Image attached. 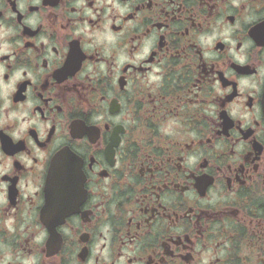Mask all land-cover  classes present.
Here are the masks:
<instances>
[{"label": "flooded vegetation", "instance_id": "1", "mask_svg": "<svg viewBox=\"0 0 264 264\" xmlns=\"http://www.w3.org/2000/svg\"><path fill=\"white\" fill-rule=\"evenodd\" d=\"M0 264H264V0H0Z\"/></svg>", "mask_w": 264, "mask_h": 264}]
</instances>
